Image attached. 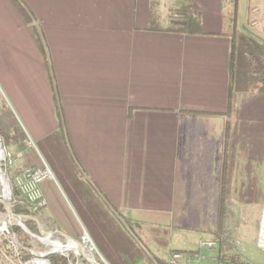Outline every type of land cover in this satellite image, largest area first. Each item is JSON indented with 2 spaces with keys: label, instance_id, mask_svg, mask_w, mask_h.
Returning <instances> with one entry per match:
<instances>
[{
  "label": "crops",
  "instance_id": "0c3cea01",
  "mask_svg": "<svg viewBox=\"0 0 264 264\" xmlns=\"http://www.w3.org/2000/svg\"><path fill=\"white\" fill-rule=\"evenodd\" d=\"M18 1L42 46L12 0H0V129L5 148L23 155L12 176L40 167L21 129L33 148L57 157L83 220L49 179L40 185L44 217L98 248L112 229L117 242L164 264L186 244L173 235H192L197 250L217 235L224 184L241 221L225 225L228 241L243 234L245 213L256 221L248 241L223 250V238L207 258L243 259L264 206V84L239 94L227 116L228 35L236 29L264 48V35L248 26L250 1ZM191 14L203 34L169 32Z\"/></svg>",
  "mask_w": 264,
  "mask_h": 264
},
{
  "label": "rangeland",
  "instance_id": "374dc122",
  "mask_svg": "<svg viewBox=\"0 0 264 264\" xmlns=\"http://www.w3.org/2000/svg\"><path fill=\"white\" fill-rule=\"evenodd\" d=\"M238 14L239 13H237V15ZM234 18H235V16H233V14H232L231 20L233 21ZM237 18L239 19V15L237 16ZM238 22H239V20H238ZM238 27H240V24H238ZM249 46H250L251 51L254 53V56L257 60L258 70H260L261 72H264V48H261L257 45H251L250 42H249ZM0 131H1V129H0ZM19 133H20V135L22 133V137H24L23 138L24 140H22L23 145L26 148L34 151L36 158L40 163L39 168H47L49 170V172H50V179L49 180H51L52 183L55 184L57 191L60 193L65 205L68 207V209L71 211V213L77 219L80 218L81 220H83L82 215L80 213V208L69 192L67 179L65 178L64 173L61 172V169L59 167V160L57 159V157H54L50 153L42 152L38 146H35L33 148L28 143L27 139H25V136H23V132L21 129H19ZM19 133H18V135H19ZM1 136H2V131L0 134V138L4 144V142H6V141L3 138V136L2 137ZM60 165H61V163H60ZM2 171L4 172L3 168H2ZM12 174H13L12 170H8V173H5V179L7 181V184H8L9 190H10V199L5 201V204L7 205V207H9V209H11V211H12L13 205H17L13 202L14 199H19V194L17 193V195H16V193H14L15 189L13 188V185L11 183L12 178H13ZM4 196H5V191H4V187L2 185V182L0 180V199L3 198ZM57 203H54V206L57 207V216H59V218H60L61 216L59 214L60 213L59 212V205H58L59 203L58 204ZM21 207H25L26 209H28L26 207V205H24V204L21 205ZM46 213H48L47 208H44L41 211L37 212L36 214H33L32 216L34 218L38 219V222L44 231L53 232L52 236L49 239L50 241L63 242L64 238L60 234L55 233V232H59V231H58V229L54 228L55 226L53 224L54 223L53 218H50L49 216L44 217V214H46ZM234 218H235L234 215L230 214L229 220L226 223V225L229 228H232L233 221L235 222L236 226H239L241 224L240 223L241 221L239 218H237V219H234ZM242 218H243L242 219L243 225H241V226H243V234L238 235V237L236 234L230 235L232 237L230 240H232V241H228L227 242L228 244L227 243L225 244V250H227L229 247L233 248L232 247L234 245L233 243L238 241L239 239L240 240H242V239L246 240L247 239V241H248L249 238L251 237V231H252V228L254 227V224L256 221L255 213L254 212L245 213ZM57 224L59 225V223H57ZM13 225L17 226L16 221H14L13 219H7L6 218V213L0 204V229H1V231H4L5 228H7L8 232L10 233L8 235L7 233L2 234L0 232V264H25V263H21L18 259H13L10 256H8L6 254V251H5L6 248L3 246V242L6 241V242H8L9 246H11L14 250H16V252L18 250L17 244L13 241V237H12V234L15 235L12 232ZM58 225H57V227H58ZM81 227H82V225H81ZM36 228H37V226H36ZM37 230H38V228H37ZM110 230L111 231H109L108 233L105 232L104 234H102L101 236L98 237L99 248L97 247V245H95L98 250L96 252L92 253L94 260L98 264H125L124 261H121V258L124 259V256H126V255L129 258H131L130 261L128 260V262H127L128 264H152V262L149 260V255L146 254V251L143 250V248L141 246L136 245V248H132L129 245H125L122 242H117V238L120 239L119 238L120 235L118 233L114 232L112 229H110ZM38 234H39V232H38ZM38 234H34V235H38ZM26 236H28V235H26ZM28 237L31 239V240H29V244L31 245L32 253H34V255L36 257H40L41 254L46 253L49 250L48 247L44 246L43 244L38 242L36 239H33L30 236H28ZM178 237H183V239L186 240V244L183 245L182 247H179V248H182V249H178V250H180L179 252H183V253L198 252V250L195 249V245L191 244L192 243L191 239L193 237L192 235L187 236V235H176L175 234V235H173V241H175V239ZM100 246L102 247V249ZM173 248H175V244H174ZM52 255H61V256L65 257V259L68 260V264H89L86 261V259H84L81 255H79V256L75 255L74 252H67L64 254H52ZM69 255H72V257ZM244 257L247 259V262L249 264H264V252L258 250L253 244H248L246 246L244 253H243V259L240 257V259L238 260V262L236 264H247L246 262H244V260H245ZM85 258H87V257H85ZM207 261L208 260L205 259L202 262V264H204ZM35 264H46V263L43 262L42 260H38L35 262Z\"/></svg>",
  "mask_w": 264,
  "mask_h": 264
},
{
  "label": "trees",
  "instance_id": "16d2710c",
  "mask_svg": "<svg viewBox=\"0 0 264 264\" xmlns=\"http://www.w3.org/2000/svg\"><path fill=\"white\" fill-rule=\"evenodd\" d=\"M12 2L19 13L22 15L24 21L29 24V29L34 35H36L37 42L41 47L42 45L40 43V39L38 37L36 29L32 24H30L29 17L26 15L24 8L21 6L18 0H12ZM233 23L235 24V27L236 18L233 19ZM169 32L203 34L201 23L198 16L195 14H191L183 24L172 27ZM228 37L230 40V48L228 63L227 116L231 114L234 103L239 94L255 92L261 85L264 84V72H261L257 68V60L254 56V53L251 51L249 41L236 29H233V31L229 33ZM226 189V186L223 184V195L220 201L219 232L212 238L213 240H216L221 246L223 238L225 244L228 242L229 237L225 233V225L229 220L230 214H233V204L228 196L224 195V191ZM14 193H16L17 195L18 192L16 191V189ZM12 211L14 214L24 217L33 215L25 207H21L18 205H13ZM25 225L31 233L38 234L35 222H33L32 220H26ZM12 232L17 238L18 250L16 252V250L9 246L8 242L4 241L3 246L6 248V254L13 259H18L21 263L30 261L34 257L32 255L31 245L29 244V240L31 239L26 236L16 225H13ZM232 247H234V245ZM224 249L225 248H223V250ZM219 253H222V247L220 248ZM220 254L219 258H221ZM69 256L72 257V255ZM45 260L49 264H68V260L61 255H48L45 257Z\"/></svg>",
  "mask_w": 264,
  "mask_h": 264
},
{
  "label": "built area",
  "instance_id": "2783aa9c",
  "mask_svg": "<svg viewBox=\"0 0 264 264\" xmlns=\"http://www.w3.org/2000/svg\"><path fill=\"white\" fill-rule=\"evenodd\" d=\"M249 1L250 7L248 11V26L250 29L258 31L260 34L264 35V0ZM21 159H23L22 153L9 152L5 148L0 138V171L4 174V177L5 173H8V170L13 169L17 162ZM2 168L4 169V172L2 171ZM12 177L11 183L19 194V199H14L13 201L15 204L19 206L23 204L26 205L32 214H36L37 212L46 208L47 201L41 191L40 185L43 181L50 179V172L47 168H25L20 172L15 173ZM36 220L38 221V219ZM0 232L2 234H10L7 228H5L4 231H1L0 229ZM45 232L48 233V237L50 239L53 232ZM55 233L60 234L62 237L64 236L60 232ZM13 236L14 235L12 234V237ZM77 242L81 246L83 252L91 256L92 260H94L92 253L96 252L97 249L87 233L83 232ZM254 244L258 250L264 252V206L259 212ZM218 247V243L213 240L201 239L198 242V252L183 253L179 251H173L169 253L164 264H202L205 259L208 261L204 264H216L213 262L214 259L207 258V254L217 253ZM32 255L34 257L25 264H35V262L38 260H42L46 264H49L45 260V257H36L34 253H32ZM77 256H79V253Z\"/></svg>",
  "mask_w": 264,
  "mask_h": 264
},
{
  "label": "water",
  "instance_id": "95a60500",
  "mask_svg": "<svg viewBox=\"0 0 264 264\" xmlns=\"http://www.w3.org/2000/svg\"><path fill=\"white\" fill-rule=\"evenodd\" d=\"M0 177H4V174L0 171ZM7 188H8V200L10 199V190L7 184ZM0 204L4 207L5 209V213H6V218L7 219H13L14 221H16L17 226L28 236L32 237L33 239H36L38 242H40L41 244H43L44 246L48 247L49 250L46 253L41 254V257H46L47 255H52V254H64L63 252L67 251L68 252H74L75 255H77L79 253V255H81L84 259H86V261L89 264H98L95 260H90L88 258H85L83 252H82V248L79 245V243L68 237V236H63L64 241L60 242L61 244H59L58 246H55V243L53 241L49 240L48 237V233H46L45 231H43L41 225L39 224V222L31 217H24V216H20V215H16L14 214L11 209H9V207H7V205L5 204V201L0 199ZM25 220H32L35 222L37 228H38V235H34L32 234L27 227L25 226ZM13 241L17 244V239L16 236H13ZM64 250L63 252H60V250Z\"/></svg>",
  "mask_w": 264,
  "mask_h": 264
},
{
  "label": "bare ground",
  "instance_id": "6f19581e",
  "mask_svg": "<svg viewBox=\"0 0 264 264\" xmlns=\"http://www.w3.org/2000/svg\"><path fill=\"white\" fill-rule=\"evenodd\" d=\"M0 180L2 182V185L4 187V191H5V196L3 198H1V200L7 201L8 200V197H9L8 188H7V181H6L5 177H0ZM3 209H4V207H3ZM4 211H5V209H4ZM53 242L55 243V246H58L59 244H61L60 242H57V241H53ZM63 251H64L63 249L60 250V252H63ZM82 252H83V250H82ZM63 253H66V251L63 252ZM83 254H84L85 257H87L88 259L92 260V257L91 256L87 255L85 252H83Z\"/></svg>",
  "mask_w": 264,
  "mask_h": 264
}]
</instances>
